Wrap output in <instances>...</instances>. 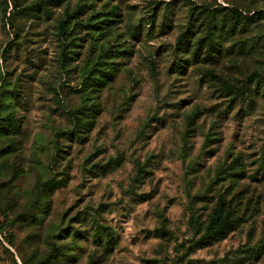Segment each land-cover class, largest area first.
Here are the masks:
<instances>
[{"label": "rangeland", "instance_id": "374dc122", "mask_svg": "<svg viewBox=\"0 0 264 264\" xmlns=\"http://www.w3.org/2000/svg\"><path fill=\"white\" fill-rule=\"evenodd\" d=\"M36 4L0 0V264H264V0Z\"/></svg>", "mask_w": 264, "mask_h": 264}, {"label": "trees", "instance_id": "16d2710c", "mask_svg": "<svg viewBox=\"0 0 264 264\" xmlns=\"http://www.w3.org/2000/svg\"><path fill=\"white\" fill-rule=\"evenodd\" d=\"M37 4L40 5L37 11H44L46 15L50 18V14L53 13L52 7H56L60 4V0H37ZM36 5H31L29 7V10L27 11H34V7ZM235 12V19L236 22L242 23L246 29H248L250 32L255 33L258 31H262L261 28H263L262 22L264 21V12H258L255 13L253 16H244L241 13ZM67 22H60L59 26L62 29H66ZM261 29V30H260ZM77 121L81 124L84 123L83 118L81 116H85L84 112H77L76 113ZM121 159L112 160L107 165L102 167V170L104 172H109L114 169H116L120 165ZM239 227V221L237 219H234L231 212H226L224 205L222 202L218 203V207L216 211L214 212L213 217L211 218L210 224L208 225L206 229V233L209 237L215 239V240H223L225 239L228 234Z\"/></svg>", "mask_w": 264, "mask_h": 264}]
</instances>
